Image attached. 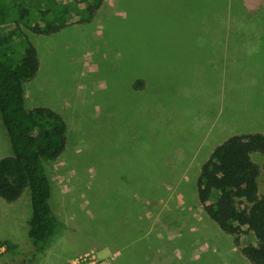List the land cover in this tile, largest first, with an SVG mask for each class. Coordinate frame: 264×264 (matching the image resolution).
Returning <instances> with one entry per match:
<instances>
[{
  "label": "rangeland",
  "instance_id": "374dc122",
  "mask_svg": "<svg viewBox=\"0 0 264 264\" xmlns=\"http://www.w3.org/2000/svg\"><path fill=\"white\" fill-rule=\"evenodd\" d=\"M25 31L41 61L27 106L69 126L47 165L63 226L36 251L31 190L0 197V264H250L254 236L222 230L197 179L226 139L264 133V0H105L86 24Z\"/></svg>",
  "mask_w": 264,
  "mask_h": 264
},
{
  "label": "trees",
  "instance_id": "16d2710c",
  "mask_svg": "<svg viewBox=\"0 0 264 264\" xmlns=\"http://www.w3.org/2000/svg\"><path fill=\"white\" fill-rule=\"evenodd\" d=\"M104 3L0 0V112L13 152L0 160V197L16 202L26 189L31 190L29 237L36 251H47L63 226L52 205L53 182L47 165L66 152L69 126L51 108L27 106L26 85L37 77L41 61L25 30L57 34L93 21ZM197 193L208 216L237 236L238 243L244 234L254 236L242 252L250 264H264V133L236 134L218 145L202 165Z\"/></svg>",
  "mask_w": 264,
  "mask_h": 264
},
{
  "label": "built area",
  "instance_id": "2783aa9c",
  "mask_svg": "<svg viewBox=\"0 0 264 264\" xmlns=\"http://www.w3.org/2000/svg\"><path fill=\"white\" fill-rule=\"evenodd\" d=\"M84 263H85V260H83L82 264H84Z\"/></svg>",
  "mask_w": 264,
  "mask_h": 264
}]
</instances>
